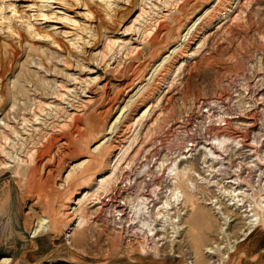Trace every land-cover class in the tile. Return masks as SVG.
<instances>
[{"label":"rangeland","instance_id":"rangeland-1","mask_svg":"<svg viewBox=\"0 0 264 264\" xmlns=\"http://www.w3.org/2000/svg\"><path fill=\"white\" fill-rule=\"evenodd\" d=\"M213 1L0 0V129L11 137L6 151L10 150L13 141L22 138L27 140L29 148L37 149L50 141L56 143L67 138L81 151L67 160L72 164L71 168L89 158L93 160L96 155L93 151L103 140V135L89 136L88 131L93 125L107 132L119 115L116 109L109 115L100 116V112L116 104V82H111L106 93L102 87L114 79L110 70L108 72L105 68L115 61L113 57L118 51L121 55L118 54L116 60L123 58L122 64L129 68V73L144 71L140 76L145 80L155 77V83L133 104L137 135L127 146L130 145L131 152H134L130 157L124 156L122 164L139 159L167 123L177 120L194 101L211 99L228 77L246 71L264 72V0H225L221 13L211 16L192 46L195 57L185 62L178 60L167 77L156 75L157 66L169 49L183 41ZM165 28L170 29L169 38L164 33ZM111 46H114V52L99 65L100 55ZM128 50L132 54L126 57ZM97 77L99 81L89 87L88 82ZM116 78L120 80L121 76ZM147 97L149 99L141 105L143 98ZM148 109L152 113L138 123ZM160 114H166V119L156 129L153 138L145 142V134ZM36 116L38 121L34 119ZM77 126L83 130L78 134L74 131ZM11 131L16 134L11 136ZM116 158L113 156L108 160V168L112 169L120 160ZM48 159L46 157L44 162ZM10 162L5 154H0V262L12 259L24 264H71L73 255L84 264H196L200 257L199 264H211L212 256L206 254V248L217 242L221 223L213 210L202 204L218 195L216 189L200 187L192 206L186 198L178 208L182 201L173 204L175 209L170 218L176 216L177 220L173 218L167 224V231L162 238L156 239V244L142 236L133 239L132 233L122 235L113 231L102 222L98 207H93L92 198H88L82 207H77L84 214L86 243H81L73 251L69 236L78 222L71 225L66 217V222L64 217L59 218H62V225L58 234L41 231L38 238L33 236L42 215H47L46 207L55 206L56 212L66 203L73 207L85 196L84 193L81 197L78 194L86 187H69L63 182L70 173L68 167L63 171L59 168L60 172L45 187L41 180L44 177L43 163L40 164L39 180H29L26 170L21 176L14 177L15 166ZM56 163L57 160L54 164L58 166ZM93 165L90 175L95 173L94 178L109 173L107 167L99 169L97 164ZM193 167L201 173L198 162L193 163ZM76 168L78 171H73L79 175L80 170ZM121 171L118 170V183L123 177ZM114 186L112 183L107 190ZM179 187L186 190L183 183H179ZM261 192L252 198L257 201L263 194ZM137 197L133 195L131 199ZM163 198L154 207L147 202L148 211L156 214L165 203ZM133 210L130 208L131 218ZM45 217L42 219L48 222L49 216ZM237 217L227 231L231 234L230 259L219 255L217 263L264 264V226L242 241L241 229L245 224L239 214ZM137 218L139 220L134 224L138 223L140 231L144 232L140 227L144 218ZM175 225L177 228L173 230ZM161 227L164 228V224Z\"/></svg>","mask_w":264,"mask_h":264},{"label":"bare ground","instance_id":"bare-ground-1","mask_svg":"<svg viewBox=\"0 0 264 264\" xmlns=\"http://www.w3.org/2000/svg\"><path fill=\"white\" fill-rule=\"evenodd\" d=\"M224 2L225 0H214L213 2H210L204 14H202V16L198 19L197 23L191 29H189L188 33L183 37V41L179 43L177 46L175 47L173 46V48L169 49L167 55H165V57L162 59V62H160V64L157 66V69L155 71L156 75H162L163 77L165 76L167 77L172 73L171 69L172 67H174V64L177 63L178 60L185 62V60L195 57L194 53L191 52L192 46L195 45L198 39V35L203 30V27L209 23L211 16L213 14L219 13L222 10V8L224 7V4H223ZM84 6H87V5L84 4ZM164 33L166 36H168V38L171 35L170 29H166ZM262 40L264 41V37H262ZM113 47L114 46L108 47V51L100 55L101 60H100L99 65H101L105 61V59L114 52L115 49H113ZM120 52L121 51H118L117 54L113 57V60L115 59V61L113 63L110 62L105 68V70L107 71L110 70V72L109 71L108 72L111 77H114V79L111 81L108 80L105 83V85L102 87L103 91H105L106 93V90L110 89L111 82L112 81L116 82L117 84L116 85L117 95L115 94L116 104L109 107L107 110L105 109L103 112H100L101 114L100 116H102V114L109 115L110 113L118 109L119 115L115 119V121L112 123L111 127L109 128L107 132H104L101 129V127H95V126L93 127V125H92V128H90V130L88 131L89 136L90 135L97 136L99 134L101 136L103 135V140L93 151L96 154L94 157H92L93 160L89 158L88 160L81 162L78 166L76 165L73 168H71L72 166L70 165L72 164L67 162V160L70 159L71 156L78 154L81 151L80 149H76L75 144L72 143L71 140H67V138L64 140L61 139V140L56 141L57 144L53 143L54 141L53 142L50 141L48 145L44 144L42 145V148L40 149H37L36 147L29 148L27 145V140L22 138L18 142L13 141V143L10 146V150L6 151V147H9V142H10L11 137L8 134H6L5 131L0 129V154H5L7 158H9V160L12 161L10 162V164L13 167L15 166L14 169H15L16 176L14 177L21 176V172L26 170L27 172H29V175H28L29 180H34L39 175V170L41 167L40 164L43 163L42 164L43 166L41 169H43L44 177L41 178V180L43 181L44 186L49 185V183L55 177L57 172H60L59 168L63 171L66 167H68V168H71V170H70V173L67 175V177H65L66 180L63 182H66L69 187L73 185H75L76 187L78 186L86 187L82 193L78 194V196L81 197L83 196V193H84L85 196L83 197V199H80L78 203H74L73 207L68 205L67 203L63 204L61 205L59 212H56V210L53 209L55 206L53 208L46 207L45 211L47 215L41 213L43 215L39 221V224H38L39 227L35 231L33 238H38L41 231L47 232L50 235L58 234L60 231V226L62 225V221H60L62 218L60 220L59 218L64 217L65 222H66V218H68V220L72 222L71 225L75 222H78L76 229L73 230V234L69 236V239L72 240V243H70L71 250L75 251L78 245H80L81 243H86V236L84 234L85 232L83 231L85 227V218L83 216L84 214L82 215L80 213L81 211L77 209V207L79 206L82 207L84 201L88 200V198H92L91 203L93 207H98V213L101 217L102 222L105 225L110 226L113 229V231L117 232L118 234H122V235L125 233H132L134 236L133 239L136 237L139 238L138 237L139 235H136V234H138V232L139 233L141 232L140 236H142L144 239H147L149 242L153 241L156 244L155 242L157 241L156 239L158 237L160 238L161 235L163 236L164 235L163 233L167 231V228H166L167 224L170 223L173 220V218L177 220L176 216L173 218H170V213L175 209L173 208L174 207L173 204H177L178 202L182 201L181 204L177 205V208H178L179 206L184 204V201L186 198L187 203L190 206H192L194 202L193 199L198 195L200 187L206 185L205 187L211 189V186L213 185L214 182L213 180H210L209 178L211 177L210 170L213 169L217 165L216 162L220 160L223 154H228V155L232 154L234 150L240 145L239 143L236 144L235 142L229 139H225V138L217 139L214 142L215 151H213L212 149L210 150L207 149L202 155L203 161L199 159L198 161L193 160V162L190 163V161L187 160L185 161V163H181V161L179 160L173 163L170 166V168L167 169L170 177L172 178V181H171L172 187H170V190L166 192V195L163 198L165 200L164 201L165 203L163 204L162 208L157 210L156 214H152L148 211V207H147V202H149L148 198L141 196V195L140 196L137 195L138 197L136 196L137 197V199H135L136 201L134 199L132 200L131 199L132 189L129 188L128 185L126 186L125 183L126 182L132 183V177H133L132 170H133V164H134L135 159L128 160L124 164H122V161L123 160L125 161L124 156L130 157L133 155V152H134V151L131 152L132 147L130 145L127 146V144L131 143V141L134 140V137L136 134V129H135L136 124L133 123L134 122L133 104L136 103V100L139 99L138 96H140L142 92H145L147 89H149L150 85L152 86V84L155 83V80H154L155 77H153L154 76L153 75L148 80H145L143 79L142 76H140L144 71H131L129 73L128 71L129 68L127 66H123L122 64L123 58L118 57V60H116L117 59L116 56L118 54L121 55ZM131 54H132V51L128 50L126 57L130 56ZM48 60L50 59L48 58ZM134 60L135 59H133V61ZM133 61L131 60L130 64ZM39 66H41V68L43 67L42 65H39ZM127 74H130V75L127 76ZM262 74H264V72H262L261 75ZM118 75L121 76L120 80L116 78V76ZM98 81H99V77L92 79V81H89L87 85L90 87V85L96 84ZM143 99L144 100H142L143 103L141 105L146 103L149 97L143 98ZM39 110L42 112V109L40 107H39ZM150 113H152L151 109L150 110L148 109L147 111H145L142 117L138 119V123L142 122L146 117H149ZM166 117H167L166 114H160L156 122L150 126L147 133L145 134V142L146 140L148 141V139L153 138V136L156 134V129L164 121V119H166ZM34 119L35 121L39 120L37 116ZM4 125L5 127H7L6 124ZM80 128L81 127L77 126L74 131L78 134L82 130V129L80 130ZM10 134L11 136H13L16 133L15 131H11ZM82 138L84 139L85 136H82ZM72 145L74 147L71 149L70 147ZM113 156L115 157L117 156L116 159L119 158L120 160H117V162L111 169L107 167L108 166L107 162ZM46 157L47 159L48 158L49 159L47 161L45 160L46 162H44V159ZM56 160H57L56 164H58V166H55L54 164ZM91 161H94L95 164L98 165L99 169H104L107 167L109 173L110 171H112V173L111 174L101 173L97 176V178H94V174H95L94 172H93L94 173L93 175H90L91 172L93 171V170L91 171V169L93 168L92 165L94 164V163L91 164ZM196 162H198L200 165L201 173L197 172L196 169L193 167V163H196ZM165 164H166L165 161H163L161 167H165ZM76 167H78V169L80 170L79 175L74 172L75 169L77 170ZM202 167H207V169L204 172H202ZM119 169L122 170L121 172L123 174V177L121 176L122 180L118 183V170ZM36 180H39V179L37 178ZM94 180H96V182L93 185L92 183L94 182ZM112 183H115V186L112 188V190L108 191L107 188ZM179 183L185 184L187 191L185 189H184L185 191L181 190V187H179ZM94 186H97L99 188L98 189L95 188L94 190ZM45 187L43 188L45 189ZM153 187H154V194L156 195L158 186L156 185ZM46 190L44 193H46ZM53 190L54 189H52V192ZM54 191H56V188ZM216 191L218 192V195H215L210 200H207L204 204L201 203L202 205L210 207V209L213 210L214 214L218 216V220L221 223V228L219 231V237H218L217 242H214V244L211 247L206 248V254L212 256L210 257L211 264H218L217 262L220 261V259L218 258L219 255L222 256L223 259L225 257H227V259H230L231 250L229 248L231 247V243H230L231 234H229L227 231H228V227L230 226V224L236 220L234 218L237 217L238 214H239L240 219L245 224L243 228L241 229V235L244 237L242 241L247 240L249 237H251L253 233H255L257 230H259L260 228L264 226V189L262 190L263 192L262 196L257 201L247 200L246 198L249 196V193L244 192V190L241 188H233V187L228 188V187L218 186ZM70 193H71V190H70ZM138 194H140V192ZM256 194L257 193H255L254 196ZM30 196H32V194ZM58 196L60 197V195ZM65 197L67 196L65 195ZM106 199H109L108 202L106 201ZM38 201L40 200L38 199ZM38 203H41V202H38ZM38 206L40 205L38 204ZM128 206L134 209L132 211V215H133L132 218L129 216L130 214L128 215L126 212V210L128 209ZM45 216H49L48 222L42 219V218H46ZM73 216H75L74 219L71 218ZM117 216L122 217L120 220V223L117 222V218H116ZM128 216L130 217L129 220H128ZM140 216L144 218V220L140 224L141 225L140 227H142L141 229H143L144 232L140 231V228L138 227V223L134 224V221H136L138 219L137 217H140ZM125 221H127V224L128 223L130 224L129 227H127V225L125 224ZM161 224H164V228H162L163 226L161 227ZM172 227H173V230H175V227L177 228L176 225ZM182 229L185 230L186 228H181L180 230ZM78 231L79 233H76ZM128 244L130 243L128 242ZM72 256L70 258L71 262L69 263L84 264L82 263V261L80 260L78 261ZM201 261L202 260L200 257L199 262ZM199 262L196 261V264H199ZM0 264H24V263H21L18 260L14 261L12 259H3L0 262Z\"/></svg>","mask_w":264,"mask_h":264},{"label":"built area","instance_id":"built-area-1","mask_svg":"<svg viewBox=\"0 0 264 264\" xmlns=\"http://www.w3.org/2000/svg\"><path fill=\"white\" fill-rule=\"evenodd\" d=\"M223 138L240 145L232 154H223L210 170L211 189L241 188L249 193L247 200H256L251 196L264 189V74L246 71L230 76L211 99L194 101L177 120L167 123L134 161L132 183L125 184L132 189V196L140 192L154 207L172 187L167 169L179 160L203 161V153L215 151V140ZM163 161L165 167H161ZM206 169L202 167V172ZM126 212L130 214V207ZM116 218L120 223L122 217Z\"/></svg>","mask_w":264,"mask_h":264}]
</instances>
